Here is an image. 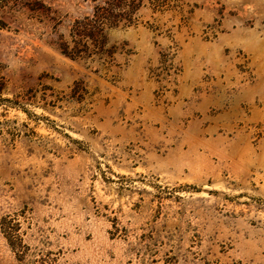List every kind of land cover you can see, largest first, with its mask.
<instances>
[{
  "label": "rangeland",
  "instance_id": "374dc122",
  "mask_svg": "<svg viewBox=\"0 0 264 264\" xmlns=\"http://www.w3.org/2000/svg\"><path fill=\"white\" fill-rule=\"evenodd\" d=\"M0 264H264V0H0Z\"/></svg>",
  "mask_w": 264,
  "mask_h": 264
}]
</instances>
